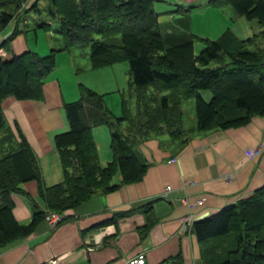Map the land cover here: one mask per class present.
<instances>
[{"label":"trees","instance_id":"1","mask_svg":"<svg viewBox=\"0 0 264 264\" xmlns=\"http://www.w3.org/2000/svg\"><path fill=\"white\" fill-rule=\"evenodd\" d=\"M22 1L0 0V29L14 20L0 42V100L7 95L40 98L41 84L53 66L57 50L49 48L43 54L29 48L19 53L11 50V38L24 29L21 9L37 13L41 9L36 0L21 8ZM154 1L48 0L46 11L55 18V30L64 39L58 49L87 44L92 66L125 59L132 84L155 83L158 89L175 84L176 91L171 97L167 93L158 98L156 94L145 98L137 94L142 106L139 104L133 121L128 118L121 130L125 115L115 116L101 93L78 82V96L62 102L66 128L52 135L62 177L50 184L41 181L33 150L18 127L12 131L0 107V245L29 233L46 210L62 212L96 192L115 188L110 177L116 169L121 182L138 180L147 166L137 150L138 139L160 133L175 139L194 129L239 125L250 115L264 112V48L255 45L259 38L264 41V0H207L215 6L227 4L258 24V30L245 37H237L227 28L214 39L197 37L182 15L165 22L158 20ZM189 8L190 5L183 8V13ZM37 25L47 27L49 23L41 20ZM160 28L168 29L167 44ZM114 34L119 35L118 43L110 40ZM196 39L202 44L193 52ZM201 90L209 91L208 98L202 96ZM183 98H193V127L183 126ZM123 101L121 98V106ZM97 124H104L109 131L111 158L103 164L91 135V127ZM31 179L36 181L44 209L32 201L28 220L20 222L11 212L10 194L22 191L21 184ZM148 206L149 202L145 203ZM191 230L200 243L221 240L223 253L216 264H264V183L250 195L193 220ZM157 264H182L181 254L177 251Z\"/></svg>","mask_w":264,"mask_h":264},{"label":"crops","instance_id":"2","mask_svg":"<svg viewBox=\"0 0 264 264\" xmlns=\"http://www.w3.org/2000/svg\"><path fill=\"white\" fill-rule=\"evenodd\" d=\"M164 1L172 7L158 10V20L182 15L191 31L190 21L199 14L213 22L218 19L222 26L232 29L221 6L211 5L207 0ZM187 5L190 8L183 13ZM13 24L11 19L0 29V42ZM208 36L213 38L212 34ZM29 44L23 30L10 40L15 53L28 49ZM68 95L64 98L58 78L47 73L40 98L17 99L7 95L0 100L6 123L13 132L19 128L37 163L40 162V179L44 184L62 177L58 157L53 163L45 161L55 148L52 135L66 126L61 108L63 101L74 97L72 92ZM161 134H149L137 140V150L147 162L138 180L123 183L116 169L110 177V183H116L115 188L96 192L63 210L61 218L53 223L42 217L25 236L0 245V264H48L51 260L55 264H123L135 254L143 255L142 264H157L177 251L182 264L220 261L221 240L198 242L191 224L227 203L250 195L264 183V112L250 115L239 125L194 129L175 139ZM91 135L99 162L109 161V133L102 124H97L91 127ZM255 147L259 151L252 154ZM165 184L170 185L166 192ZM21 188L22 191L10 194L11 212L16 220L25 222L32 201L39 208L44 209V205L34 179L23 182ZM185 196L203 200L189 209L181 200ZM148 202L149 206L145 207ZM115 211L123 213L114 216ZM187 214L191 215V223L184 225Z\"/></svg>","mask_w":264,"mask_h":264},{"label":"rangeland","instance_id":"3","mask_svg":"<svg viewBox=\"0 0 264 264\" xmlns=\"http://www.w3.org/2000/svg\"><path fill=\"white\" fill-rule=\"evenodd\" d=\"M36 1L37 6L41 8L38 13L34 12L33 10L22 12L21 9L20 11L21 13L19 15L25 14V25L23 32L30 42L29 49L35 50L40 54L47 52L49 48L57 49L54 50L53 66L48 73H51L54 77L58 78L64 98H68V94L72 92L74 97H70L71 99L69 98L65 101L75 99L78 96L77 83L79 82L95 90L96 92L101 93L106 107L115 116L122 114L125 115L126 118L121 120L120 123L121 130H123L125 125L128 123V118H131V121H133L134 115L137 111L136 109L139 107L140 100H137V94H142L144 98L151 96L152 94H156L158 98L160 94L164 93H167L169 97H171L173 92L176 91L175 84H169L168 86L164 85L159 89L155 83H148L144 86H136L132 84L130 82V75L125 59H121L100 67L92 66L89 60V47L87 44L69 45L66 48L58 49L59 47L63 46L64 39L63 36L55 30L57 27L55 18L49 16L46 11V4H48V0ZM29 4H31L30 0L28 3L26 0H24L21 2L20 6L21 8H24ZM153 6L158 11L164 8H171L172 4L161 0L154 1ZM221 9L227 14L226 16L232 25L231 30L234 31L238 37H245L258 30V24L255 19L245 18L243 15L236 13L233 8L227 4L222 5ZM41 20L46 21L49 23V25H47V27L38 26L37 24ZM163 21L165 22L166 20L163 19ZM219 23L220 21L218 19L213 22V20L210 21L205 16L197 14L194 15L193 19L190 21V28L192 33H194L197 37L214 39L217 38V36L220 35V32L222 33L226 28L225 25L222 26L221 23L220 25ZM167 30L168 29L166 28H160L165 44L169 42L166 37ZM210 34L213 35V38L208 36ZM93 37L97 39H103L98 34H94ZM110 40L118 43L119 35L114 34ZM201 44V40H193V52H196ZM255 45L259 48H264V41L259 38L256 40ZM200 92L204 98H208V90H201ZM121 98L124 100L122 105L123 107L120 104ZM181 105L183 126L186 128L194 126L195 119L193 98L181 99ZM61 111L63 113L62 108ZM102 127L106 129L107 133H109L107 127L104 124H102ZM161 135L162 137H167V135L164 133ZM51 153L46 157L48 158V160L45 161V163L47 162L46 164L53 163V161H55V157H58L55 148H53ZM38 163L40 164V162ZM49 168L52 169L53 166L49 165Z\"/></svg>","mask_w":264,"mask_h":264},{"label":"built area","instance_id":"4","mask_svg":"<svg viewBox=\"0 0 264 264\" xmlns=\"http://www.w3.org/2000/svg\"><path fill=\"white\" fill-rule=\"evenodd\" d=\"M259 151V147H255L252 150V154H256ZM170 188L169 184H165L163 186V191L166 192ZM181 200L185 203V205L191 209L195 205H199L202 203V197H189L185 196L182 197ZM43 218L48 222V223H53L61 218V213L60 212H55V211H50L46 210V212L43 215ZM184 220V225L190 224L191 223V215L187 214L183 218ZM143 263V255L142 254H135L128 259L123 264H142ZM48 264H55L54 260L48 261Z\"/></svg>","mask_w":264,"mask_h":264}]
</instances>
